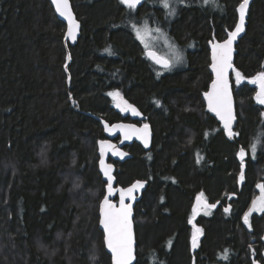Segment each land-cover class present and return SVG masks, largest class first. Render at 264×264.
<instances>
[{"label":"trees","instance_id":"1","mask_svg":"<svg viewBox=\"0 0 264 264\" xmlns=\"http://www.w3.org/2000/svg\"><path fill=\"white\" fill-rule=\"evenodd\" d=\"M71 1L82 24L75 45L50 0H0V264H111L99 227L103 120L150 123L154 132L150 150L134 142L125 147L131 158L113 160L117 186L148 181L136 207L135 264H264V214L250 228L243 221L264 181V105L248 82L264 71V0L253 1L236 48L232 138L203 94L213 79L209 43L234 28L241 0H184L175 15L154 0L135 9ZM157 17L187 49L185 66L163 69L146 56L135 27ZM114 91L143 119L115 107ZM201 192L216 207L193 216ZM194 226L203 230L195 249Z\"/></svg>","mask_w":264,"mask_h":264},{"label":"snow or ice","instance_id":"2","mask_svg":"<svg viewBox=\"0 0 264 264\" xmlns=\"http://www.w3.org/2000/svg\"><path fill=\"white\" fill-rule=\"evenodd\" d=\"M56 6V11L61 17L67 20V34L65 39L76 41L77 34L80 29V24L76 20L69 3V0H52ZM122 3L126 4L130 9H135L141 0H121ZM178 3H184V0H177ZM250 0H241L238 5L239 11V23L236 24L235 30L228 33V38L222 43H214L212 45L211 55V69L215 73V79L211 83V90L206 92L204 95L208 101L209 111L216 114L219 119L223 122L224 129L227 130L229 136L235 135L232 131L233 123L236 119L234 111V100L232 94V87L229 80V71L234 70L233 66V52L234 43L240 34L245 30V18ZM163 7L166 9H172L171 0H162ZM169 15H175V11H170ZM135 27V26H133ZM137 36L143 39V35L139 29ZM160 31L159 28L156 29ZM148 47V44H145ZM148 55L155 60L157 64H160L165 69H171L174 64H179L183 60L182 54L178 50H174V59L158 56L154 51H149ZM68 59L71 60L69 54ZM67 67V65H65ZM236 83L240 84L245 77L236 70ZM69 77V81H70ZM252 85H258L259 91L256 93V101L264 105V71L259 72L256 76L248 80ZM108 95L112 96L116 101V106L124 112H131L132 115L139 116L141 113L127 100H124L119 91L110 92ZM159 103V102H157ZM115 130L124 133V139H131L132 135H137L138 138L142 139L144 145L147 147L150 140V128L148 124H144L142 128H137L135 125L117 124L114 125ZM113 129H109L112 131ZM259 143V142H258ZM100 144L101 156L107 155L109 151L113 152L114 155L124 156L126 153L119 152L115 149V145L109 141L102 140ZM257 144L252 145V155L255 156L257 150ZM246 156L244 148L240 149L239 157L243 162ZM199 162V161H198ZM100 167L103 170L104 175L107 177V192L108 195L103 198L102 203L99 207L100 219L99 223L102 225L104 232V241L107 249L111 253L112 264H133L136 260V240L133 227V208L131 203H125L126 199L135 200L134 192L138 188H143L146 182L137 181L127 189L120 188L119 191V206L113 204L109 199V196L114 194L112 181V165L106 164L104 159L100 160ZM240 180H244L243 171L240 173ZM261 189V195L256 201L253 202L251 209L244 216V223L249 224V216L253 212L264 213V184L259 186ZM204 193L201 192L196 198V205L193 208V216L197 214V211L201 208L208 209L215 208V204H208L206 200H203ZM225 212L230 211V207L224 209ZM202 229L199 227L195 228L192 233V248L198 247L199 236L202 235ZM226 258V257H225Z\"/></svg>","mask_w":264,"mask_h":264},{"label":"water","instance_id":"3","mask_svg":"<svg viewBox=\"0 0 264 264\" xmlns=\"http://www.w3.org/2000/svg\"><path fill=\"white\" fill-rule=\"evenodd\" d=\"M50 1H51L52 5H53L55 11H56V6H55V4L52 2V0H50ZM146 1H147V0H141V3H140L136 8H139L140 6H142ZM253 1H254V0H250V2H249V6H248V9H247V14H246V18H245V25H244V29H245V30L240 34V36L237 38V40H236L235 43H234V52H233V61H232L233 66H234V70H235V55H236V52H237V51H236L237 44H238V42L240 41V39L245 35V33H246V31H247V26H248V21H249V15H250V10H251V6H252ZM69 3H70L71 10H72V12H73V14H74L76 20H77V21L79 22V24H80V29H79V32H78V34H77L76 41H75V42H72L71 40H67V41L70 42L71 45H75V44L78 42V39H79V37H80V35H81L82 24H81V21L78 19V16H77V14H76V12H75V10H74V7H73V3H72V1L69 0ZM123 4H124V3H123ZM124 5H126V4H124ZM126 6H127V5H126ZM56 13H57L58 17H59L62 21H64V23H65L66 26H67V20H66L64 17H61L57 11H56ZM237 14H238V21H237V24H238V23H239V11H238V7H237ZM235 26H236V25H235ZM234 30H235V27H234L232 30L228 31V33L231 32V31H234ZM228 33H227V37H226L225 39H223V40H218V39H216V40L210 42V53H211V55H212V45H213L214 43H218V42L222 43L223 41H225V40L228 38ZM66 34H67V31H66ZM149 51H153V50H146V55H147V56H148L153 62H155V60H153V59L148 55ZM154 52H155V51H154ZM155 53H156L158 56H160L157 52H155ZM161 57H162V56H161ZM211 62H212V61H211ZM155 63H156V62H155ZM156 64H157V63H156ZM158 65L161 66V67H163V66L160 65V64H158ZM210 70H211V72H212L213 80H214V79H215V73L212 71V69H211V65H210ZM234 70H230V71H229V80H230L231 87H232V94H233V100H234V111H235V116H236V119H235V121H234V123H233V126H232V131H233V133H234V129H235V127H236L237 121H238V115H237V102H236V97H235V93H234V90H233V85H232V82H231V75H232V73H233ZM213 80H212V81H213ZM212 81H211V83H212ZM211 83H210L209 88H208V90H207L206 92H208V91L211 90ZM258 91H259V86H258ZM206 92H205V93H206ZM205 93H204V94H205ZM204 94H203V98H204V101H205V104H206V108H207V110L209 111V109H208V101H207V99H206V97H205ZM209 112H210L212 115H215V116H216L215 113H213V112H211V111H209ZM216 117H217V119L220 121V123H221V125H222V127H223V122L219 119L218 116H216ZM103 124H104V125H103V128H104V135H105V138L100 139V141H102V140L109 141L111 144L115 145V149H116V150H118L119 152H122V153H126V155H124V156L121 157V156H118V155H114L113 152L109 151V152L107 153V155H105V156H101V153H100V144L98 143V153H99V162H98V165H99V171H100V173H101V175H102V178H103V180L106 182L105 196L108 195V192H107V177L104 175L103 170H102L101 167H100V160H101V159H104L106 164H110V165H112V176L114 177V180L112 181V184H113L114 194L111 195V196H109V199L112 201L113 204H116L117 206H119V191H118V190H119L120 188H125V189H127L128 187H130L131 185H133V184H134L135 182H137V181H144V182H146V183L144 184L143 188H138V189L134 192V195H135V200H134V201H132V200H128V199H126V201H125V203H131V204H132V208H133V227H134L135 240H136V260L133 262V264H135L136 261H137V250H138V241H137L136 223H135L136 207H137V204H138V203L140 202V200L142 199V196H143V194H144V191L146 190V188H147V186H148V181H147V180H143V179H137V180L133 181L132 183L126 185V186H121V185H120V186H117V178H116V175H115V172H116L117 166H116L115 162L112 161V159H115V160H118V161H121V160L124 161V160H127V159L131 158V157H132V154H131V153H130L125 147L128 146V145L131 144V143L136 142V141L141 142L146 150H150V149L152 148V145H153L154 132H153L152 125H151L150 123H145V124H148V125H149L150 133H151L150 140H149V144H148V146L146 147V146L144 145L143 140L140 139V138H138L137 135H132L131 139L125 140V139H124V133L121 132V131L115 130V129L113 128V126H114V125H117V124L135 125L137 128H142L144 124H138V123H136V122H131V121H116V122L110 123V122H108V121H106V120H103ZM223 128H224V127H223ZM109 129H113V130H112V131H109ZM224 130H225V133H226V135H227L228 137H233V136H229V135H228V132H227L226 129H224ZM117 138H120V140H119V141H116ZM100 141H99V142H100ZM239 158H240V157H239ZM240 160H241V159H240ZM242 171H243V174H244V171H245V164H244V163L242 164ZM105 196H104V197H105ZM104 197H103V198H104ZM115 197H116L117 199H116ZM102 201H103V199L101 200L100 204L102 203ZM99 214H100V213H99ZM99 227H100V229L103 231L102 225H100V223H99ZM103 234H104V232H103ZM104 242H105V241H104ZM105 247H106L107 252H108V253L110 254V256H111L110 251L107 249L106 243H105ZM111 264H112V262H111ZM256 264H262V263H261V262H258V263H256Z\"/></svg>","mask_w":264,"mask_h":264},{"label":"rangeland","instance_id":"4","mask_svg":"<svg viewBox=\"0 0 264 264\" xmlns=\"http://www.w3.org/2000/svg\"><path fill=\"white\" fill-rule=\"evenodd\" d=\"M161 1L162 0H154V1L151 2V5L154 6V5L163 4ZM171 3H172V9H169V10L170 11H172V10L175 11V8H176V5L178 4V2H176V0H171ZM170 11H168V14L170 13ZM165 24H166V19H165V17H163V25H164V27H165ZM157 28L160 29L159 32L156 31ZM162 28H163L162 27V19L159 18V17H157L156 20H155V22H153V23L152 22H149V23L144 22L142 24L137 25L135 27V33H136V36H137V31L136 30L139 29L141 31V34L143 35L144 38L141 39L138 36H137V38L139 39V41L143 45L144 49H150V50H153L155 52H158L159 55L162 56V57L169 58V59H174V50H178L182 54L183 60L179 64H174V66L171 69H175V68H179V67L185 66L187 64V62H188L187 49H184L180 45H178L177 43H175L173 41V39L170 37L169 33L166 32ZM145 44H148V47H145ZM191 48H193V47H191ZM255 86H256V90H257V85H255ZM121 96H122V94H121ZM123 99L125 100L124 97H123ZM113 101H114L115 107H117L116 106V101L114 99H113ZM118 109H120V108H118ZM122 112L124 114H126V115L134 116V115L131 114V112H124V111H122ZM262 184H264V181H261V182H258L257 183V190L258 191L255 194V197L252 200L251 205H250L248 211L245 213V215L251 209L253 202L256 201L258 199V197L262 194L261 193V189L259 187ZM253 214H264V213H262V212H253L249 216V224H250V227L252 226V224H251V218H252V215ZM243 221H244V217H243ZM135 223H136V215H135ZM246 225L249 227L248 224H246ZM136 228H137V224H136ZM195 228H196V226H194V228H193L194 231H195ZM254 262L255 263L256 262H260V260H255Z\"/></svg>","mask_w":264,"mask_h":264},{"label":"bare ground","instance_id":"5","mask_svg":"<svg viewBox=\"0 0 264 264\" xmlns=\"http://www.w3.org/2000/svg\"><path fill=\"white\" fill-rule=\"evenodd\" d=\"M121 1V0H120ZM148 1V0H147ZM241 3V2H240ZM239 3V4H240ZM126 6V5H125ZM238 7V6H237ZM238 15V14H237ZM238 21V20H237ZM237 24V23H236ZM235 27V26H234ZM211 42V41H210ZM209 46H210V43H209ZM147 50H150V49H147ZM145 54H146V51H145ZM147 56V55H146ZM148 57V56H147ZM210 57H211V53H210ZM149 58V57H148ZM150 59V58H149ZM155 63V62H154ZM158 65V64H157ZM211 65V64H210ZM159 66V65H158ZM161 67V66H160ZM212 73V72H211ZM213 80V79H212ZM211 83V82H210ZM210 85V84H209ZM209 88V87H208ZM206 92V91H205ZM204 92V93H205ZM258 92V85H257V90H256V93ZM204 99V98H203ZM205 102V101H204ZM206 105V104H205ZM207 109V108H206ZM208 111V110H207ZM209 112V111H208ZM210 113V112H209ZM211 114V113H210ZM212 115V114H211ZM215 116V115H214ZM217 118V117H216ZM219 121V120H218ZM220 122V121H219ZM145 124V123H144ZM221 124V123H220ZM222 126V125H221ZM223 128V127H222ZM224 129V128H223ZM224 132H225V130H224ZM226 134V133H225ZM234 136V135H233ZM230 138V137H229ZM232 138V137H231ZM120 140V138H117L116 139V141H119ZM136 142H138V141H136ZM141 143V142H140ZM142 144V143H141ZM143 145V144H142ZM240 159V158H239ZM113 160H115V159H112V161ZM116 161H118V160H116ZM99 162V161H98ZM243 164V163H242ZM242 164H241V172H242ZM98 168H99V165H98ZM245 172V171H244ZM101 174V173H100ZM242 182L243 181H241V183H240V185L242 184ZM99 217H100V215H99ZM100 219V218H99ZM106 248V247H105ZM258 263V262H257ZM256 264V263H255Z\"/></svg>","mask_w":264,"mask_h":264},{"label":"flooded vegetation","instance_id":"6","mask_svg":"<svg viewBox=\"0 0 264 264\" xmlns=\"http://www.w3.org/2000/svg\"><path fill=\"white\" fill-rule=\"evenodd\" d=\"M147 50V49H146ZM145 50V51H146ZM158 53V52H157ZM159 54V53H158ZM154 63V62H153ZM154 64H156V63H154ZM157 65V64H156ZM158 66V65H157ZM158 67H160V66H158ZM160 68H163V67H160ZM163 69H165V68H163ZM126 115V114H125ZM133 119H135V118H139V119H143V117H141V116H131ZM131 122H134V121H131ZM138 123V122H137ZM138 124H140V123H138ZM141 124H144V123H141ZM226 206H225V208H227V207H230L229 206V199H227V201H226V204H225ZM261 262V261H260ZM257 263V262H256ZM262 263V262H261Z\"/></svg>","mask_w":264,"mask_h":264}]
</instances>
